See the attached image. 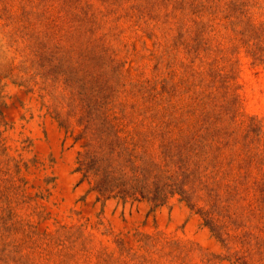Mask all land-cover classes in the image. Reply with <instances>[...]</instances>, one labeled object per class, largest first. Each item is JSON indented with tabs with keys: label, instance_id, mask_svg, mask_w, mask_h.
Masks as SVG:
<instances>
[{
	"label": "rangeland",
	"instance_id": "rangeland-1",
	"mask_svg": "<svg viewBox=\"0 0 264 264\" xmlns=\"http://www.w3.org/2000/svg\"><path fill=\"white\" fill-rule=\"evenodd\" d=\"M94 118L195 209L89 193ZM0 264H264V0H0Z\"/></svg>",
	"mask_w": 264,
	"mask_h": 264
},
{
	"label": "trees",
	"instance_id": "trees-1",
	"mask_svg": "<svg viewBox=\"0 0 264 264\" xmlns=\"http://www.w3.org/2000/svg\"><path fill=\"white\" fill-rule=\"evenodd\" d=\"M132 125L98 122L94 118L75 135L69 124L61 123L66 136L80 146L75 169L80 175V184L86 183L88 192L94 193L98 201L114 200L123 205L147 203L158 209L179 195V201L194 210L196 205L191 204L189 194L192 188H186L192 182L190 176L183 172L184 177L179 181V174L167 180L151 174L146 168L145 156L138 152L142 147L140 140L132 137L139 128Z\"/></svg>",
	"mask_w": 264,
	"mask_h": 264
}]
</instances>
